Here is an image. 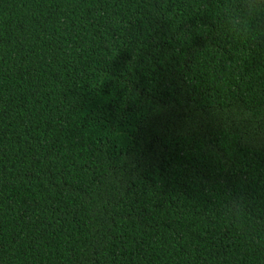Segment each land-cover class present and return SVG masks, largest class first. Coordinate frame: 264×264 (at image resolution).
<instances>
[{
	"label": "trees",
	"instance_id": "1",
	"mask_svg": "<svg viewBox=\"0 0 264 264\" xmlns=\"http://www.w3.org/2000/svg\"><path fill=\"white\" fill-rule=\"evenodd\" d=\"M221 4L0 0V264H264V43Z\"/></svg>",
	"mask_w": 264,
	"mask_h": 264
},
{
	"label": "clouds",
	"instance_id": "2",
	"mask_svg": "<svg viewBox=\"0 0 264 264\" xmlns=\"http://www.w3.org/2000/svg\"><path fill=\"white\" fill-rule=\"evenodd\" d=\"M218 21L221 34L242 47L264 43V0H222ZM243 213L239 199L227 207L233 217Z\"/></svg>",
	"mask_w": 264,
	"mask_h": 264
}]
</instances>
